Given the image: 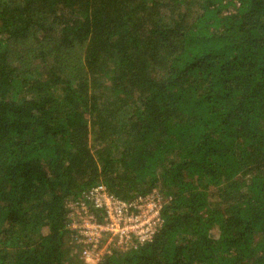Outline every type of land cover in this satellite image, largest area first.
Segmentation results:
<instances>
[{"label": "trees", "instance_id": "obj_1", "mask_svg": "<svg viewBox=\"0 0 264 264\" xmlns=\"http://www.w3.org/2000/svg\"><path fill=\"white\" fill-rule=\"evenodd\" d=\"M98 186L166 202L97 264H264V0H0V264H91Z\"/></svg>", "mask_w": 264, "mask_h": 264}, {"label": "built area", "instance_id": "obj_2", "mask_svg": "<svg viewBox=\"0 0 264 264\" xmlns=\"http://www.w3.org/2000/svg\"><path fill=\"white\" fill-rule=\"evenodd\" d=\"M165 202L157 191L127 202L111 196L103 186L92 189L87 201L71 205V213L81 218L71 227L82 245L81 259L97 264L111 248L125 250L152 242L162 225Z\"/></svg>", "mask_w": 264, "mask_h": 264}, {"label": "rangeland", "instance_id": "obj_3", "mask_svg": "<svg viewBox=\"0 0 264 264\" xmlns=\"http://www.w3.org/2000/svg\"><path fill=\"white\" fill-rule=\"evenodd\" d=\"M71 214L74 215V212H72Z\"/></svg>", "mask_w": 264, "mask_h": 264}]
</instances>
